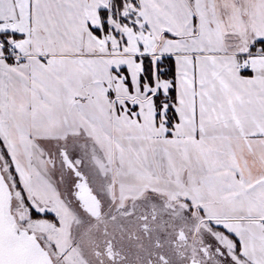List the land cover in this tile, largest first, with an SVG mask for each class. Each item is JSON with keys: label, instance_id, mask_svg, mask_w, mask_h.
Returning a JSON list of instances; mask_svg holds the SVG:
<instances>
[{"label": "snow or ice", "instance_id": "snow-or-ice-1", "mask_svg": "<svg viewBox=\"0 0 264 264\" xmlns=\"http://www.w3.org/2000/svg\"><path fill=\"white\" fill-rule=\"evenodd\" d=\"M0 264H264V0H0Z\"/></svg>", "mask_w": 264, "mask_h": 264}]
</instances>
